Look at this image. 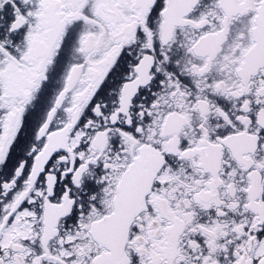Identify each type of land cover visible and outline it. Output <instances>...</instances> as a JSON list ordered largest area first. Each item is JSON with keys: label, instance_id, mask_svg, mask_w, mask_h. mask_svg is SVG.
<instances>
[{"label": "snow or ice", "instance_id": "6c2138e0", "mask_svg": "<svg viewBox=\"0 0 264 264\" xmlns=\"http://www.w3.org/2000/svg\"><path fill=\"white\" fill-rule=\"evenodd\" d=\"M0 264H264V0H0Z\"/></svg>", "mask_w": 264, "mask_h": 264}]
</instances>
